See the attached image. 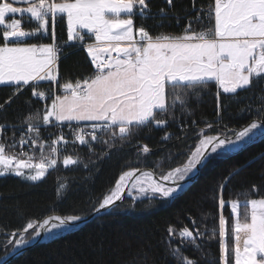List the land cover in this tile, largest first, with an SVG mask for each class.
I'll use <instances>...</instances> for the list:
<instances>
[{
    "label": "snow or ice",
    "instance_id": "1",
    "mask_svg": "<svg viewBox=\"0 0 264 264\" xmlns=\"http://www.w3.org/2000/svg\"><path fill=\"white\" fill-rule=\"evenodd\" d=\"M166 3L169 7H162L159 12L161 21L167 19V12L174 6L173 0ZM204 17L214 20V25L197 31L189 20L179 35H153L143 24L135 23L137 18H155L150 0H0V86H10L14 95L31 87L36 100L51 99L42 114L30 107L27 115L14 121L6 120V110L0 105L5 114L4 122H0V177L13 175L39 182L49 169L57 168L61 152L58 145L69 143L82 146L79 151L87 149L93 154L84 163L88 169L89 164L109 157V150L118 144L121 148L132 145L145 128L164 129L161 139L169 140L167 126L178 119L183 135L177 139L186 141L189 125L185 116L192 115L189 102L192 97L199 99L213 85L217 90L216 119L205 121L203 127H198L193 119L190 127L198 128L193 133L195 142L177 146L175 157L170 153V160L178 158L179 148H186L184 162L162 173L158 180L154 179V171L133 168L122 172L106 194L89 199L90 214L116 210L125 190L133 203L144 196L149 203L153 199L172 198L213 156L229 155L254 142L257 136L264 137V91L257 96L255 118L239 128L224 122L227 109L220 97L222 92L238 99L240 91H252L264 82V0H214L206 11L201 8L195 14L197 22L202 23ZM65 21L67 46L75 42L84 46L86 38H94V44L84 46L94 71L75 83L60 84L62 48L57 41L56 25ZM25 24L31 27L26 30ZM42 81L50 82L58 91L49 97L40 90ZM8 103L11 97L5 101ZM252 110L253 106L247 105L240 112ZM177 112L181 113L179 118ZM65 125L72 131L71 140L63 132ZM48 126L60 128L51 145L41 136L42 129L47 130ZM6 129L12 133L7 142ZM98 144L102 146L99 154ZM25 145L28 151L24 150ZM33 149H39L38 162H33ZM136 150L138 157L151 153L147 144ZM82 162L80 156L71 154L62 159L66 169ZM228 180L225 178L220 185V209L227 206L222 190ZM67 187V182L58 178V201L64 198ZM230 208L235 216L231 229L234 245L230 247L226 242V220L221 215L219 264H264V197L248 198L243 204L232 200ZM240 208L244 209L242 214ZM18 215L22 217L23 213ZM83 219L76 213L57 214L53 207L52 214L43 219L28 218L22 229L11 233L0 229L6 241L0 246L9 255L18 254L39 238H54L70 231ZM167 233V257L175 264H199L184 251L187 246L203 251L199 241L206 233L195 228V221L192 228L177 230L169 225ZM208 238H215V231ZM177 239L179 244L173 246L171 242Z\"/></svg>",
    "mask_w": 264,
    "mask_h": 264
},
{
    "label": "trees",
    "instance_id": "2",
    "mask_svg": "<svg viewBox=\"0 0 264 264\" xmlns=\"http://www.w3.org/2000/svg\"><path fill=\"white\" fill-rule=\"evenodd\" d=\"M213 2L214 0H173L174 6L167 12V19L161 21L160 9L169 7L166 0H150L151 14L155 18L146 21L137 18L135 23L137 26L143 24L153 35L160 32L179 35L183 33L189 20L193 22V30L206 29L211 26L197 22L195 14L201 8L207 10L208 5ZM161 24L163 27H160ZM30 27L25 24L26 30ZM66 29L65 22L59 23L56 28L59 44L67 42ZM92 72L93 68L83 49L73 45L64 50L59 59L60 84L75 83L76 80L90 76ZM40 84V90L51 97L53 85L50 82ZM10 89V86H0V105L6 110L7 121L27 115L30 107L32 111L39 109L42 114L45 105L49 104V99L41 101L32 97L31 87H26L17 95L11 94ZM262 91L264 82L254 86L252 91H240L238 99L220 92L221 103L227 109L223 113L224 122L229 127L239 128L254 119L259 104L257 96ZM216 92L213 85L212 89L205 90L199 99L191 98L189 104L192 115L185 116L189 125L186 141L177 139L183 135L178 119L177 122L170 121L167 126V132L171 134L169 140L161 139L165 134L164 129H156L154 126L151 130L145 128L132 145L121 148L118 144L109 150V157L89 164L88 169L84 168V163L88 162L89 156L93 154L87 149L79 151L82 146L71 144L60 155L57 168L46 173V177L39 182L31 183L13 175L0 177V229L6 230L7 233L22 229L28 218L43 219L52 214L53 207L57 214L76 213L86 217L90 215L89 199L101 198L106 194L114 187L122 172L133 168L149 169L160 177L170 168L182 164L186 148H179L178 158L170 160V153L175 157L177 146L195 142L193 133L198 128L190 127L193 119L197 121L198 127H203L205 121L216 119ZM10 97L11 103L5 104ZM30 100L32 105L28 103ZM247 105L253 106L252 112H240V109ZM180 116L181 113L177 112V117ZM4 119V111L0 110V122H4ZM56 131V127H49L46 132L42 129V139L45 141L48 135ZM212 132L214 134L215 129ZM11 135L9 132L7 137ZM143 144L150 147L151 153L147 157L143 154L138 157L136 149ZM101 147L99 144L96 146L97 154L100 153ZM34 152L36 156L39 155V149H34ZM66 154L80 156L83 162L66 169L62 164ZM58 178L64 179L68 184L64 198L59 201L56 194ZM225 178L229 180L222 190V197L227 206L220 209V185L224 183ZM261 197H264V138L229 155L213 156L202 166L196 180L173 198L153 199L151 203L148 198H143L133 203L132 199L127 197L116 210L77 229L58 233L54 238L43 239L8 264H175L166 255L169 245L167 229L169 225L177 230L185 226L192 228L193 221L195 228L206 233L199 241L203 251L187 246L184 248L185 254L198 260L199 264H219L221 215L226 220L225 239L231 247L234 245V239L229 203L232 200L245 202L248 198ZM18 212H22L23 216L18 215ZM213 231L215 238L209 239ZM3 243L6 241L0 231V245ZM171 243L176 246L179 240H173ZM8 254L9 252L0 246V261Z\"/></svg>",
    "mask_w": 264,
    "mask_h": 264
},
{
    "label": "water",
    "instance_id": "3",
    "mask_svg": "<svg viewBox=\"0 0 264 264\" xmlns=\"http://www.w3.org/2000/svg\"><path fill=\"white\" fill-rule=\"evenodd\" d=\"M263 138H264V137H260V136H258V137L255 138L254 142L250 143L249 145H251V144H253V143L257 142V141H260V140L263 139ZM249 145H247V146H249ZM247 146H242L241 149L246 148ZM241 149H240V150H241ZM233 153H234V152H233ZM202 166H203V165H202ZM202 166H200V167L198 168V171H196V172L193 174V178L191 179V181L186 182V183L184 184V186H183V190L177 192L173 197H175V196L179 195L180 193H182L186 188H188V187H189V186H190V185L196 180V178L198 177V175H199V173H200V170H201ZM139 170H140V171H151V170H149V169H139ZM137 175H139V172H137ZM134 179H135V178H134ZM154 179H157V180H158L159 177L155 175ZM131 183H132V181L129 182V186L131 185ZM122 195H123V200H122V202H123L124 199L128 197V195H127V190H125V192H124ZM173 197H172V198H173ZM122 202H117V203L120 205ZM111 211H112V210H109L108 212L102 211V212H100L99 214H95V215L90 214V215L86 216L85 219H83L81 222H79L75 227H71V229H77V228H79V227H81V226H84V225L90 223V222H91L92 220H94L95 218H97V217H101V216H103V215H106L107 213H109V212H111ZM43 238H44V237L39 238V239L33 241L30 245H28V246L25 247L24 249L20 250L18 254L15 252V253H12V254L6 256L3 260L0 261V264H8L10 261H12L13 259H15V258H17L18 256H20L21 254H23V253H24L25 251H27L28 249H30V248H32L33 246H35V245H37L38 243H40V242L43 240Z\"/></svg>",
    "mask_w": 264,
    "mask_h": 264
},
{
    "label": "built area",
    "instance_id": "4",
    "mask_svg": "<svg viewBox=\"0 0 264 264\" xmlns=\"http://www.w3.org/2000/svg\"><path fill=\"white\" fill-rule=\"evenodd\" d=\"M205 11H206V10H205ZM202 22H203L204 24H206V25H211V24L213 23V20H209L207 17H204ZM58 25H59V22L57 23L56 27H58ZM66 34H67V32H66ZM58 44H59V43H58ZM87 44H94V42H92V41H90V39H87V38H86V40L84 41V46H86ZM74 45H75L78 49H83V50H84V46H82V45L80 44V42H75ZM59 46L62 48V52H61V54H60V58H61V56H62L63 53H64V50H65L68 46H67L66 42H65V43H60ZM90 61H91V60H90ZM24 89H25V88H24ZM9 92H10L11 94H13L12 88L9 90ZM53 92H57V89H56L55 86H53L52 94H53ZM52 94H51V96H52ZM13 95H14V94H13ZM15 95H17V94H15ZM41 101H45V100H41ZM49 127H52V126H48V128H49ZM56 128H57V131H56L55 133L50 134V135H48V136L45 138V143H46V144L51 145V140L56 138V135H57V134L59 133V131H60V128H58V127H56ZM46 131H47V130H43V132H46ZM9 132H11V131L8 130V129H6V132H5V140H6V142H7L8 140H11V138H12V135H11L10 137H7ZM63 132H64V134L69 138V140L72 139V131H71L66 125L63 127ZM16 138H17V140L19 139V131H17V133H16ZM69 145H71V143H69V144H67V145H58V147L61 148V152H60V154H59V158H60V155H61V154L67 149V147H68ZM17 150H19V149H17ZM24 150H25V151H28V146H27V145L24 146ZM32 151L34 152V149H33ZM45 151L47 152V149H46ZM38 161H39V155L36 156V160H34L33 162H38ZM51 170H53V169H49V171H51ZM49 171H48V172H49Z\"/></svg>",
    "mask_w": 264,
    "mask_h": 264
},
{
    "label": "rangeland",
    "instance_id": "5",
    "mask_svg": "<svg viewBox=\"0 0 264 264\" xmlns=\"http://www.w3.org/2000/svg\"><path fill=\"white\" fill-rule=\"evenodd\" d=\"M214 21V20H213ZM213 25V24H212ZM95 43V42H94ZM30 182V181H29ZM31 183H33V182H31ZM175 195V194H174ZM128 198H130L129 196H128ZM143 198H148L147 196H144V197H142L141 199H143ZM238 201V200H237ZM239 203H241V204H243L244 202H241V201H238ZM229 208H230V203H229ZM238 211L242 214L243 213V211L244 210H242V208H240V209H238ZM230 213H231V215H232V220H233V222H234V219H235V216H234V214L231 212V208H230ZM233 222H232V224H233ZM43 239H48L47 237H44ZM233 239H234V237H233ZM240 246H241V248L243 247V238L241 239V243H240ZM12 253H15V252H11V254ZM9 255V254H8ZM7 255V256H8Z\"/></svg>",
    "mask_w": 264,
    "mask_h": 264
},
{
    "label": "crops",
    "instance_id": "6",
    "mask_svg": "<svg viewBox=\"0 0 264 264\" xmlns=\"http://www.w3.org/2000/svg\"><path fill=\"white\" fill-rule=\"evenodd\" d=\"M16 18H18V17H16ZM65 23H66V21H65ZM213 25H214V22H213ZM213 25H212V26H213ZM56 28H57V27H56ZM66 31H67V29H66ZM56 33H57V32H56ZM65 35L67 36L66 33H65ZM57 38H58V37H57ZM91 41L95 42V41H94V38H92ZM74 44H75V43H74ZM86 54H87V53H86ZM87 56H88V55H87ZM88 59H89V57H88ZM42 82H47V81H42ZM221 93H222V92H221ZM50 104H51V99H49V104H48V105H50Z\"/></svg>",
    "mask_w": 264,
    "mask_h": 264
}]
</instances>
